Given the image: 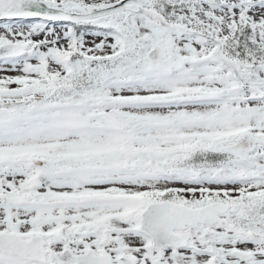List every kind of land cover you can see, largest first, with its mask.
<instances>
[{
    "label": "snow or ice",
    "instance_id": "1",
    "mask_svg": "<svg viewBox=\"0 0 264 264\" xmlns=\"http://www.w3.org/2000/svg\"><path fill=\"white\" fill-rule=\"evenodd\" d=\"M0 264H264V0H0Z\"/></svg>",
    "mask_w": 264,
    "mask_h": 264
}]
</instances>
